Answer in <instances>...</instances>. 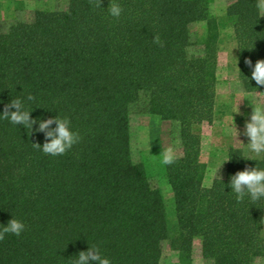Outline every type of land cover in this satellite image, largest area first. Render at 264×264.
Here are the masks:
<instances>
[{
  "label": "trees",
  "instance_id": "16d2710c",
  "mask_svg": "<svg viewBox=\"0 0 264 264\" xmlns=\"http://www.w3.org/2000/svg\"><path fill=\"white\" fill-rule=\"evenodd\" d=\"M211 1L67 0L0 24V111L31 94V117H68L80 136L65 154L50 156L36 145L43 132L0 119V224L13 215L26 226L0 240V264H72L89 245L112 264H190L196 237L208 264H255L264 256V198L237 201L227 187L230 175L255 166L242 156L254 155L230 147L225 186L219 176L211 188L203 184L201 138L192 127L214 116L223 24ZM112 4L123 9L118 19L108 14ZM224 19L242 89L264 98L244 62L264 59L261 0H231ZM200 21L202 35L190 29ZM133 112L173 124L180 154L172 164L162 160L150 172L133 159ZM153 179L168 185L170 207ZM163 243L176 261L162 260Z\"/></svg>",
  "mask_w": 264,
  "mask_h": 264
},
{
  "label": "rangeland",
  "instance_id": "374dc122",
  "mask_svg": "<svg viewBox=\"0 0 264 264\" xmlns=\"http://www.w3.org/2000/svg\"><path fill=\"white\" fill-rule=\"evenodd\" d=\"M231 0H212L210 3L211 14L222 20L219 29V41L216 67V96L214 116L211 122H202L192 127L194 133L201 138L200 159L205 164L203 184L208 187L213 181L214 169L228 154L230 147L244 148L249 152L246 143L249 138L243 135L245 121L250 118L253 104L264 102L263 95L259 92H246L235 85L237 78L236 43L231 24L225 21L224 14L227 4ZM67 5V0H0V24H5L14 19H29L35 10L59 9ZM261 12L264 13V0H261ZM194 33H205L204 21L190 26ZM233 49V50H232ZM247 96V98H242ZM241 99V100H240ZM240 100V101H239ZM238 103L240 111L234 113ZM240 135L235 137L229 131L234 124ZM173 124L162 120L159 116L147 113L133 112L129 116L130 147L132 157L137 162H143L148 171L154 172L161 166L165 150L171 148L174 155L180 154L178 141L175 139ZM240 141H239V140ZM245 143V144H244ZM225 162L218 171L220 176L226 168ZM215 176L216 177H218ZM153 184L160 186L168 207L172 204V194L168 185L152 180ZM264 236V227H263ZM176 252L170 250L166 243L162 244V260L165 262L176 261ZM190 264H208L201 254V240L196 237L192 243V257ZM255 264H264V256L256 260Z\"/></svg>",
  "mask_w": 264,
  "mask_h": 264
},
{
  "label": "clouds",
  "instance_id": "9594fccd",
  "mask_svg": "<svg viewBox=\"0 0 264 264\" xmlns=\"http://www.w3.org/2000/svg\"><path fill=\"white\" fill-rule=\"evenodd\" d=\"M122 12L123 9L119 4H112L108 8V14L117 19L122 15ZM244 62L251 68V76L246 77H248V80L255 81V88L258 91L259 88L264 87V59H257L253 64L250 58H245ZM238 70L241 71L239 67ZM234 83L238 88L242 85V81L240 80H236ZM242 98H247V96H243ZM33 100L34 97L31 94L15 99L11 98L10 102L5 104L3 111H0V119H7L11 124L22 125L25 129L30 128L31 132H43L45 142L42 145L38 143L36 145L44 154L50 156L65 154L80 140L79 133L72 127L71 119L61 117L59 114L46 119L31 117L30 114L33 109L27 108L26 104ZM247 100L249 101L248 98ZM249 103L252 106V112L250 118L245 121L243 135L249 138L248 143L244 144L247 145L249 152L254 154V156L242 157L246 160H254L256 163L253 167L246 166L243 170L230 175L227 187L230 188V192L235 194L237 201H243L245 197H248L251 201H259L264 198V167L258 166L257 163V158H260L264 162V102L253 104L249 101ZM12 109L15 110L13 111ZM239 111L237 103L232 113L233 117L234 113H238ZM53 125L55 127H52ZM34 126L37 127L34 128ZM229 131L234 133L236 139L241 134L235 123L230 125ZM175 159L176 157L171 148L165 150L163 154V162L165 164H172ZM230 159L225 156L220 160L213 172L214 179L223 164ZM219 178L223 183L222 178L220 176ZM212 186L213 184L209 182L208 187L211 188ZM0 225H2L0 227V240H3L8 234L20 236L26 227L22 220L13 217V215L6 224ZM72 264H112V261L110 257L102 254L98 245H89L87 250H82L76 255Z\"/></svg>",
  "mask_w": 264,
  "mask_h": 264
}]
</instances>
